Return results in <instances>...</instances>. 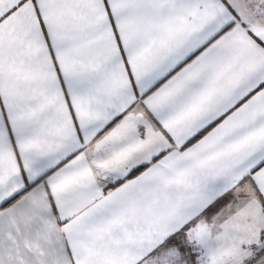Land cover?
<instances>
[{"label":"snow or ice","instance_id":"obj_1","mask_svg":"<svg viewBox=\"0 0 264 264\" xmlns=\"http://www.w3.org/2000/svg\"><path fill=\"white\" fill-rule=\"evenodd\" d=\"M0 264H264V0H0Z\"/></svg>","mask_w":264,"mask_h":264}]
</instances>
